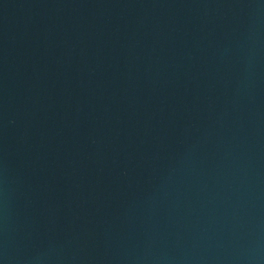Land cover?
<instances>
[{
	"label": "water",
	"instance_id": "obj_1",
	"mask_svg": "<svg viewBox=\"0 0 264 264\" xmlns=\"http://www.w3.org/2000/svg\"><path fill=\"white\" fill-rule=\"evenodd\" d=\"M0 264H264V0H0Z\"/></svg>",
	"mask_w": 264,
	"mask_h": 264
}]
</instances>
